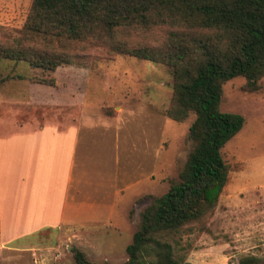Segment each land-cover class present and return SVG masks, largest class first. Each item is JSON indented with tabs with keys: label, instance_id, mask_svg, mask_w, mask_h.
Segmentation results:
<instances>
[{
	"label": "rangeland",
	"instance_id": "rangeland-1",
	"mask_svg": "<svg viewBox=\"0 0 264 264\" xmlns=\"http://www.w3.org/2000/svg\"><path fill=\"white\" fill-rule=\"evenodd\" d=\"M32 1L0 0V25L21 28ZM38 75L56 85L33 83ZM0 79V264H77L75 248L93 262H125L141 211L179 180L190 151L195 117L166 114L172 74L100 48L82 66L50 73L1 63ZM245 81L224 86L221 110L246 123L223 149L230 173L218 205L169 239L187 262L264 256V78L256 93L242 90ZM43 144H75L64 221L56 225L47 208L59 182L34 186L29 173Z\"/></svg>",
	"mask_w": 264,
	"mask_h": 264
},
{
	"label": "trees",
	"instance_id": "trees-1",
	"mask_svg": "<svg viewBox=\"0 0 264 264\" xmlns=\"http://www.w3.org/2000/svg\"><path fill=\"white\" fill-rule=\"evenodd\" d=\"M100 48L164 65L173 77L168 118L195 117L179 180L150 197L128 259L116 264H194L179 258L169 239L213 212L227 185L223 149L246 120L221 110L224 86L242 77L244 92L262 90L264 0H33L21 28L0 25V64L13 68L26 63L50 73L82 66ZM33 83L54 87L56 78L38 75ZM73 253L77 264H110L77 248ZM237 264H264V256Z\"/></svg>",
	"mask_w": 264,
	"mask_h": 264
},
{
	"label": "crops",
	"instance_id": "crops-1",
	"mask_svg": "<svg viewBox=\"0 0 264 264\" xmlns=\"http://www.w3.org/2000/svg\"><path fill=\"white\" fill-rule=\"evenodd\" d=\"M44 145V144H43ZM42 158H38L32 164L30 169V178L35 180L33 185H40L43 179H49L51 183H58L57 189L51 193L50 204L47 208V214H50L53 224H60L64 221L61 214V207H64L66 192L71 177V168L73 166L72 158L75 154V144H45L41 149ZM55 164V167H54ZM26 176V174H24ZM50 183V184H51ZM0 194V205H2L3 196ZM2 215V212H1ZM0 215V221H1ZM63 224V223H62ZM0 237H3L2 224L0 223Z\"/></svg>",
	"mask_w": 264,
	"mask_h": 264
}]
</instances>
